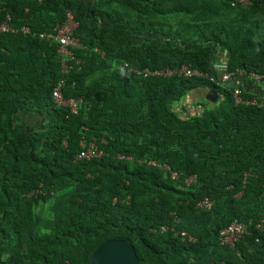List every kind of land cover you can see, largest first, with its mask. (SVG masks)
Listing matches in <instances>:
<instances>
[{"label": "trees", "instance_id": "obj_1", "mask_svg": "<svg viewBox=\"0 0 264 264\" xmlns=\"http://www.w3.org/2000/svg\"><path fill=\"white\" fill-rule=\"evenodd\" d=\"M68 11L79 63L63 74L39 34ZM7 15L18 31L0 32V264H90L110 238L130 240L138 264H264V109L222 84L237 75L244 99L258 95L250 73L264 84V0H0ZM181 64L208 77L129 70ZM60 79L77 113L53 100ZM202 88L220 101L186 110ZM82 138L102 155L75 161ZM234 220L247 233L220 244Z\"/></svg>", "mask_w": 264, "mask_h": 264}, {"label": "built area", "instance_id": "obj_2", "mask_svg": "<svg viewBox=\"0 0 264 264\" xmlns=\"http://www.w3.org/2000/svg\"><path fill=\"white\" fill-rule=\"evenodd\" d=\"M243 3H246L247 0H239ZM10 16L7 15L6 19L0 23V32H16L17 29L13 28L9 24ZM76 22L73 19V15L70 11L67 12V17L65 22L62 25H57L52 31L49 32H42L39 34L40 38L46 40H52L58 44V53L60 56V64H61V72L66 74L71 68L73 63H79L78 60H75L73 49L80 45V41L77 37L74 36L73 30L76 27ZM22 33H28L30 30L27 26H23L20 28ZM125 66H128L127 62H124ZM129 70L134 74L138 75L140 78H147V77H193V76H200V77H208L206 73L200 72L196 68H193L190 64H181L178 66H164L159 68H148L144 67L141 69L129 67ZM236 76V78H235ZM228 75L225 76L222 84L228 85V87H233L232 97L234 99L235 104H253L257 105L264 109V84L262 83V75L257 74L255 72L250 73V78L255 82V85L258 89V95L253 96L251 98L244 99L241 95V89L239 86L235 85L237 82V75ZM239 77V76H238ZM210 80H213L212 77H209ZM64 85V80L60 79L58 83L52 90V98L58 104L62 106H66L69 108L71 113H77L78 106L80 103V99L75 100L74 98H64L62 94V87ZM263 90V92H262ZM81 149L75 154L74 160H82L87 159L90 160L92 158H98L102 155V150L98 147L96 142L93 140H87L82 138L80 141ZM119 158H123L122 155H118ZM130 158V157H127ZM149 164L154 166H164V168H168L166 164L160 165L158 162L154 160L148 161ZM172 176H176L175 172H172ZM195 180L194 176L189 177L186 179L187 183H190ZM36 192H39L37 189ZM213 201L208 198L204 197L200 201L197 202V207L203 209H209L212 206ZM251 223V221H249ZM258 227H261V224H258ZM170 229L174 231L175 234H179L182 239H187L188 241H193L194 237L188 234L186 231H175L173 228H169L165 225L160 227L161 231H166ZM247 233V224L242 221L234 220L229 225L224 227L220 230L218 235V240L222 245H228L230 247H234L235 243L242 237L244 234Z\"/></svg>", "mask_w": 264, "mask_h": 264}, {"label": "water", "instance_id": "obj_3", "mask_svg": "<svg viewBox=\"0 0 264 264\" xmlns=\"http://www.w3.org/2000/svg\"><path fill=\"white\" fill-rule=\"evenodd\" d=\"M210 93L214 95V99L221 97L217 92ZM90 264H138V256L130 240L110 238L95 248Z\"/></svg>", "mask_w": 264, "mask_h": 264}, {"label": "crops", "instance_id": "obj_4", "mask_svg": "<svg viewBox=\"0 0 264 264\" xmlns=\"http://www.w3.org/2000/svg\"><path fill=\"white\" fill-rule=\"evenodd\" d=\"M223 61V60H222ZM215 66L217 67V68H219V70H221L220 68L223 66L222 64H220V65H216V63H215ZM262 92H263V90H262ZM209 94H211L208 90L206 91V95H207V98H208V100L210 101V102H217L219 99H221V97L219 98V97H216L215 99H214V97H209ZM221 96V95H220ZM201 97L202 96H199V92L197 91H195L194 93H192L191 95H190V103H188L187 101H186V103H188V104H186L185 106H186V110L188 109L189 111H191V112H194V113H196V112H198L199 110H200V108H202L201 106L202 105H200L199 103H197V102H201L200 101V99H201Z\"/></svg>", "mask_w": 264, "mask_h": 264}, {"label": "rangeland", "instance_id": "obj_5", "mask_svg": "<svg viewBox=\"0 0 264 264\" xmlns=\"http://www.w3.org/2000/svg\"><path fill=\"white\" fill-rule=\"evenodd\" d=\"M226 55V53L225 52H221V53H219L218 54V59H217V61H216V65L218 66V65H220V64H222V60H223V57ZM206 91H207V89H204V88H202V89H199L198 90V92H199V96H202L201 97V99H200V101L201 102H203L204 103V105L205 106H207V108L208 107H210V104H209V100H208V98H207V95H206ZM218 101H220V99L218 100ZM216 102V101H215ZM215 102H213V103H215ZM50 202L51 201H48V202H46L45 204H44V213H46L47 212V208H48V206L50 205Z\"/></svg>", "mask_w": 264, "mask_h": 264}]
</instances>
